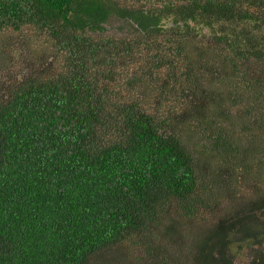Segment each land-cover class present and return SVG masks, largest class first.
Wrapping results in <instances>:
<instances>
[{
	"label": "trees",
	"instance_id": "obj_1",
	"mask_svg": "<svg viewBox=\"0 0 264 264\" xmlns=\"http://www.w3.org/2000/svg\"><path fill=\"white\" fill-rule=\"evenodd\" d=\"M4 33L0 264H264V0H0Z\"/></svg>",
	"mask_w": 264,
	"mask_h": 264
},
{
	"label": "rangeland",
	"instance_id": "obj_2",
	"mask_svg": "<svg viewBox=\"0 0 264 264\" xmlns=\"http://www.w3.org/2000/svg\"><path fill=\"white\" fill-rule=\"evenodd\" d=\"M114 24L118 25L119 23L116 22ZM107 29H108V34H112V35L122 34L120 31H117L112 24L109 25V26H107ZM5 33L2 34V35H0L1 36L0 37V43H1V40H4L6 38L5 39L6 42H5V45L2 46V49L3 50H1V53H4V54L9 53V54H11V58H13L17 53L14 52L10 47H8L7 41H9L10 39H14V37H13L12 34H7L6 37H5ZM14 36L15 37H18L16 35H14ZM28 52H29V58L32 57L33 56V53H31L30 51H28ZM56 59L58 60V58H55V60ZM49 61H51V60H49V59L46 60L45 61V65H48L49 66L51 63H53V65H55L56 62L58 63V61H54V60H52V62H49ZM16 66H17V60H16V58H14L13 68H15ZM13 68L6 67V68H2L1 69V70H4L3 71V74L0 75V80L3 79L0 82V85L1 86L6 83L7 84V87H8V86H10L11 84H13L15 82V77H11V76H14L16 74V72L14 71ZM45 68H46V66H45ZM251 193H252L251 191L246 192L247 198H249L250 196H252Z\"/></svg>",
	"mask_w": 264,
	"mask_h": 264
}]
</instances>
